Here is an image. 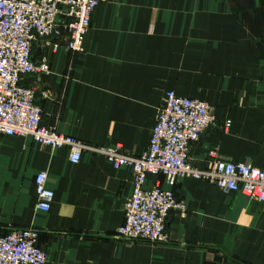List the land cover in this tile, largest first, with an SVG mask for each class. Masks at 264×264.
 Masks as SVG:
<instances>
[{
	"label": "crops",
	"instance_id": "1",
	"mask_svg": "<svg viewBox=\"0 0 264 264\" xmlns=\"http://www.w3.org/2000/svg\"><path fill=\"white\" fill-rule=\"evenodd\" d=\"M42 55L51 72L21 83L34 88L45 127L138 157L173 91L214 117L190 146L193 166L210 167L214 149L264 169V0H102L83 51L36 42L33 57ZM39 171L53 192L48 212L37 209ZM161 181L147 175L148 185ZM132 183L129 167L115 170L102 154L84 150L72 164L67 148L0 136V233L35 230L47 264H264V203L192 177L173 188L187 210L169 212L167 243L119 237Z\"/></svg>",
	"mask_w": 264,
	"mask_h": 264
},
{
	"label": "built area",
	"instance_id": "2",
	"mask_svg": "<svg viewBox=\"0 0 264 264\" xmlns=\"http://www.w3.org/2000/svg\"><path fill=\"white\" fill-rule=\"evenodd\" d=\"M101 1L0 0V136L29 137L51 149L67 148L72 164L88 150L104 155L115 170L129 167L132 188L123 204V223L116 229V235L124 239L168 242L165 222L169 212L186 214L185 203L176 198L173 189L185 177L205 180L264 203V169L218 159L214 149L208 152L210 167L198 169L191 164V144L214 120L211 107L204 101L165 92L149 146L138 157L126 154L119 145L87 146L42 124L34 88L21 83L30 74L51 72L46 55L34 59L33 46L41 42L51 52L65 49L80 53L92 12ZM229 126L226 120L224 128ZM148 174L161 177L162 184L148 185ZM46 180L45 171L36 173L34 190L37 209L42 212H48L53 201ZM37 237L31 228L0 233V264H47V254L38 246Z\"/></svg>",
	"mask_w": 264,
	"mask_h": 264
}]
</instances>
